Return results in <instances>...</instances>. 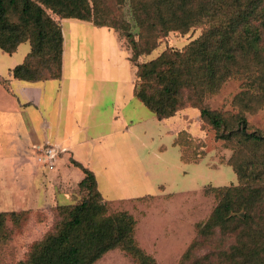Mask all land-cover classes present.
I'll list each match as a JSON object with an SVG mask.
<instances>
[{
    "label": "trees",
    "instance_id": "obj_1",
    "mask_svg": "<svg viewBox=\"0 0 264 264\" xmlns=\"http://www.w3.org/2000/svg\"><path fill=\"white\" fill-rule=\"evenodd\" d=\"M117 1L126 7L130 19L105 24L98 15L101 0H0V51L11 55L26 42L30 47L22 62L9 70L10 77L31 83L60 79L63 35L52 15L121 30L131 53L128 61L134 69L137 100L158 120L173 117L186 105L197 108L200 120L215 130L217 141L234 142L229 164L238 184L204 188V194H212L218 202L198 225L197 237L183 260L192 258L217 231L218 246L202 259L215 256L219 264H264V134L249 130L241 113L231 125L202 106L226 80L244 75L256 91L253 106L264 107V0ZM200 26V36L183 49L166 48L146 59L169 33L185 35ZM256 72L255 87L250 79ZM0 82L6 85L8 80L0 78ZM253 106L243 104L245 110ZM192 141L187 133L174 138L173 144L183 148V163L199 157L189 156L187 145ZM71 163L83 172L78 186L89 196L78 204L62 206L68 208L67 219L35 246L27 264H94L116 248L138 257L140 264H153L134 246L131 217L125 213L107 216L93 172ZM20 214L0 212V240L5 237L6 217L15 219ZM202 259L193 264H214Z\"/></svg>",
    "mask_w": 264,
    "mask_h": 264
},
{
    "label": "rangeland",
    "instance_id": "obj_2",
    "mask_svg": "<svg viewBox=\"0 0 264 264\" xmlns=\"http://www.w3.org/2000/svg\"><path fill=\"white\" fill-rule=\"evenodd\" d=\"M116 2L119 4L117 0H101L98 15L105 24L130 19L126 7L120 4L118 6ZM52 17L60 27L63 25L71 43L81 47L85 45L80 53L89 55L74 58L68 55L65 59L67 73L78 77L83 73L94 72L93 75L99 76L98 79L103 77L107 80L99 88L100 108H104L107 113V124L100 127L101 130H107V156L103 149L97 151L95 157L92 148L86 152L105 198L103 202L106 215L125 213L131 217L134 223V246L142 255L151 259L153 264H193L202 259L208 251L218 246L217 231L212 240L201 243L192 258L183 260L182 256L197 237L198 225L208 219L218 202L212 194L205 195L204 188L238 184L237 174L229 164L234 142L217 141L215 130L200 120L197 108L186 105L173 117L158 120L140 101L132 97L134 69L128 61L131 53L121 30L90 25L88 29L94 34L86 35L87 31L82 28L67 33V27L73 26L72 24L83 26L82 22L74 19L64 22L55 15ZM132 31L136 32L134 28ZM202 31L203 26L185 35L171 32L146 59L156 57L166 48L183 49L199 37ZM118 41L122 48L120 54L115 53ZM28 50L29 44L26 42L19 45L11 55L0 51V75L6 76L9 68L20 64ZM73 67L79 68L80 73L73 74ZM102 67L107 69L105 76L101 74ZM256 74L257 72L250 79L255 87L253 77ZM248 81L244 75L226 80L216 94L203 100L202 106L219 113L231 125L241 113L246 118L249 130L264 134V107L256 109L253 106L251 100L256 91ZM98 85L99 83H92L89 88L88 84L79 82L77 90L81 89L83 92L81 99L87 100L88 94L90 97L92 90ZM70 95L68 92V96ZM247 103L253 106L250 110L243 108V104ZM13 104V98L7 97L0 90V105ZM33 118L37 133L41 134V140H45L42 139V134L48 133V129L43 126V117L33 113ZM177 133H187L193 139L187 146L189 156L199 154L195 162L181 161L183 148L173 144ZM23 155L32 170L30 176L37 178L42 172V177L47 180L49 173H43L30 147L23 151ZM69 155V152L64 153L60 160L68 161ZM69 166L72 171L71 180L74 182L68 184L71 190L68 198L61 201V186L52 183L50 193L55 195L56 202L50 208L51 211L41 208V205L40 208L29 209L27 212L20 211L22 214L14 211L20 214L15 219L6 217L5 237L0 240V264H27L35 246L56 233L67 219L68 208L62 206L78 204L89 196V192L80 188L75 181V177L82 174L81 170L73 163ZM202 260L214 264L221 262L215 256ZM94 264L140 263L138 257L116 248L106 252Z\"/></svg>",
    "mask_w": 264,
    "mask_h": 264
},
{
    "label": "crops",
    "instance_id": "obj_3",
    "mask_svg": "<svg viewBox=\"0 0 264 264\" xmlns=\"http://www.w3.org/2000/svg\"><path fill=\"white\" fill-rule=\"evenodd\" d=\"M65 20L71 19H63L64 22H66ZM81 22L83 26L72 24L73 26L67 27V33L82 28L87 31L86 35L94 34L88 29L90 23ZM61 30L63 54L60 79L34 83L16 80L9 75V70L13 67L7 70L6 76L0 75V78L8 80L6 85L0 82L1 92H4L7 97L11 96L14 100L12 106L0 105V212L27 211L40 208L41 205H43L41 208L50 209L56 202L55 195L50 193L52 183H58L61 186L59 191L61 201L68 198L71 193L68 184L74 182L70 176V173L72 174L69 166L71 161H75L93 172L97 188L103 197L98 185L97 174L95 169L90 167L86 152L92 148L95 157L97 151L103 149L107 156V130L100 129L107 124V113L104 108H100L101 103L99 102V88L101 83H105L107 80L103 77L98 79L99 76L93 75L94 72L83 73L78 77L67 73L65 59L68 55L72 58L79 57V55L88 57L89 55L85 52L80 53L81 48H84L85 45L81 47L79 44L70 42L62 24ZM117 48L115 53L120 54L122 48L119 41ZM28 52L29 50L25 55ZM79 70V68L73 67L72 72L77 74L80 73ZM105 73H107V69L102 67L101 74L105 76ZM70 81L71 83H69ZM79 82L88 84L89 88L92 83H99V85L92 90L90 97L88 94L87 100H83L81 99L83 92L81 89L77 90ZM68 92L71 93L70 96H68ZM132 97H134L133 85ZM33 113L43 117V126L48 129V133L42 134V139L45 140H41V134L37 133L34 127ZM43 141L65 147L66 153L70 154L68 161L59 159L56 171L50 173L47 180L42 177V172L38 176L35 175L37 178L30 176L32 170L23 155V151ZM81 173L75 177L76 184L84 177L82 171ZM103 199L105 200L104 197Z\"/></svg>",
    "mask_w": 264,
    "mask_h": 264
},
{
    "label": "built area",
    "instance_id": "obj_4",
    "mask_svg": "<svg viewBox=\"0 0 264 264\" xmlns=\"http://www.w3.org/2000/svg\"><path fill=\"white\" fill-rule=\"evenodd\" d=\"M30 149L43 173L49 174L56 171L60 156L67 152L65 147L55 145L49 141L32 145Z\"/></svg>",
    "mask_w": 264,
    "mask_h": 264
}]
</instances>
